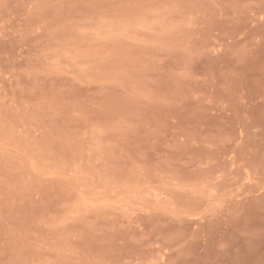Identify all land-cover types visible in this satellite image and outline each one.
Segmentation results:
<instances>
[{"label":"rangeland","instance_id":"1","mask_svg":"<svg viewBox=\"0 0 264 264\" xmlns=\"http://www.w3.org/2000/svg\"><path fill=\"white\" fill-rule=\"evenodd\" d=\"M0 264H264V0H0Z\"/></svg>","mask_w":264,"mask_h":264}]
</instances>
